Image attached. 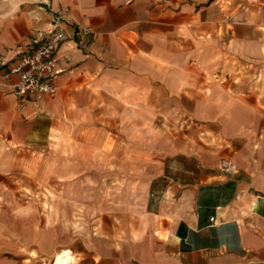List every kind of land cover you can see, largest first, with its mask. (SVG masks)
<instances>
[{
	"label": "crops",
	"instance_id": "1",
	"mask_svg": "<svg viewBox=\"0 0 264 264\" xmlns=\"http://www.w3.org/2000/svg\"><path fill=\"white\" fill-rule=\"evenodd\" d=\"M55 18L56 93L19 99L5 73ZM117 112L142 120L107 142L95 115ZM161 112L186 131L152 145ZM76 114L80 159L118 161L99 174L123 179L92 248L51 264H264V0H0V172L8 154L64 143Z\"/></svg>",
	"mask_w": 264,
	"mask_h": 264
},
{
	"label": "rangeland",
	"instance_id": "2",
	"mask_svg": "<svg viewBox=\"0 0 264 264\" xmlns=\"http://www.w3.org/2000/svg\"><path fill=\"white\" fill-rule=\"evenodd\" d=\"M74 100L84 103L89 98L77 97ZM106 115L95 116L98 120H105V125H100L105 126L104 134L107 142L111 143L115 133L124 137L121 128L124 121L133 120L139 125L142 120L140 114H132V117L127 114L125 120L123 112H117V117H113L115 120H109ZM75 117V122L70 123L66 130L64 143L55 140L56 143L39 153L21 151L15 153L17 156L6 155L9 165L0 172V260L5 264H51L61 250H68L70 255L75 249L92 248L96 238L93 221L100 218L103 222L109 217V203L104 202L108 199V187L112 181L123 177L99 173L119 168V162L111 160L104 166L96 161L80 159V137L88 132L81 130L80 126L87 117L84 121L82 118L77 120V114ZM132 131L140 136V128ZM185 131L183 123L180 129H173L168 113L149 116L152 145H157L158 140L171 141ZM119 146L124 147V143ZM109 148L106 143L101 150L104 152ZM155 149L150 147V152H156ZM85 232L86 237H83Z\"/></svg>",
	"mask_w": 264,
	"mask_h": 264
},
{
	"label": "built area",
	"instance_id": "3",
	"mask_svg": "<svg viewBox=\"0 0 264 264\" xmlns=\"http://www.w3.org/2000/svg\"><path fill=\"white\" fill-rule=\"evenodd\" d=\"M80 31L84 35L91 34L87 29ZM64 39L60 19L55 18L52 28L43 36L40 43L32 51L20 56L15 66L7 69L5 78L18 76V81L12 85L17 98H31L39 94L55 95L56 88L50 77L55 73L57 50Z\"/></svg>",
	"mask_w": 264,
	"mask_h": 264
}]
</instances>
